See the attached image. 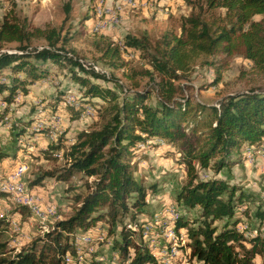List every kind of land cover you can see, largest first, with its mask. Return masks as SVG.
I'll return each instance as SVG.
<instances>
[{"label":"rangeland","instance_id":"obj_1","mask_svg":"<svg viewBox=\"0 0 264 264\" xmlns=\"http://www.w3.org/2000/svg\"><path fill=\"white\" fill-rule=\"evenodd\" d=\"M11 10L21 18H27L31 25L59 27L61 35L68 38L64 46L67 55L87 71L93 70L106 77H91L71 63L57 64L51 60L29 58V62L45 74L29 82L25 90L17 88L8 104L3 100L6 94H0V172L25 170L20 183L16 181L9 188L0 183V191L3 192L0 194V219H3L0 220V240L6 242L8 253L14 254L51 229L56 221L71 215L79 204L74 200L75 195L86 181L94 179L83 172L74 173L68 180L42 177L45 171L67 165L65 153L81 130L99 128L108 117L105 107L109 102L84 95V88L71 78L72 72L115 91L118 100L128 90H134V81L140 84L135 89H155L158 74L137 52L123 49L124 36L128 33L147 35L154 45L165 34H179L184 16L204 12L206 8L203 0H0V20ZM260 17L256 16V19ZM32 42L33 47L46 45L43 40ZM107 43L120 45L123 50L121 67L112 68L102 61L101 49ZM16 45L14 42L5 44L2 51L16 52ZM209 60L212 59L196 60L185 76L173 81L174 85L182 87L181 93L190 96L193 102L216 105L225 95L250 89L264 91V71L254 70L252 63L242 57L232 58L229 66L221 72L220 81L211 84L214 68L207 63ZM146 69L153 71L152 75L146 73ZM11 73L10 68L5 67L0 79L8 80ZM91 101L95 102V107L90 104ZM158 101L154 91L145 103L156 105ZM182 126L187 131L192 128L189 122H183ZM135 133H139L138 128H135ZM61 135L66 140L63 146L58 151L47 153L48 144L55 143ZM258 147L260 154L251 152ZM238 151L234 156L240 158L238 162L229 168H222L218 173L202 169L196 162L199 177L222 176L230 185L242 187L249 193V213L241 218L237 229L243 231L247 239L255 234L264 237V220L256 217V210L264 207V138L261 144L245 143ZM181 155L182 150L177 143H168L160 137L138 142L127 162L134 178L145 189L144 207L134 206L136 194L132 193L127 199L128 210L110 232L107 205L99 206L91 215L95 220L86 229L77 228L69 234L68 241L74 253H68L73 256L80 253L79 256L86 259L83 264H128L133 248H128V256L123 254L119 245L123 241L122 230L130 232L132 243L147 247L143 241L146 238L134 232L128 224L146 228L154 238H162V229L156 228L152 222L160 217V213L170 214L169 219L161 220V227H169V224L176 227V221L181 217L188 219L189 225L196 226L198 207L189 209L175 200L176 193L186 180V166L181 161ZM249 155L251 158L248 159ZM237 215H240L239 210ZM214 224L220 228L223 222L217 220ZM185 231L181 227L168 231L171 234L167 232V239L175 240L157 241L158 251L149 250L153 261L145 264H164L162 260L167 264H196L194 259H190ZM76 246L80 248L77 252ZM173 252L178 253L172 255ZM262 260L257 256L255 262Z\"/></svg>","mask_w":264,"mask_h":264},{"label":"trees","instance_id":"obj_2","mask_svg":"<svg viewBox=\"0 0 264 264\" xmlns=\"http://www.w3.org/2000/svg\"><path fill=\"white\" fill-rule=\"evenodd\" d=\"M203 1L206 10L184 16L179 34H165L154 45L147 35L128 33L124 36L123 49L137 52L158 74L155 89H135L140 84L134 81V90H128L118 100L115 91L72 72L71 78L84 88V95L109 102L105 107L108 117L99 128L81 130L65 153L67 165L45 171L42 177L68 180L74 173L83 172L94 179L86 181L75 195L74 200L79 204L72 214L56 221L29 246L10 254L6 242L0 240V264H64V254L74 253L68 241L69 234L77 228L86 229L95 220L91 215L99 206L107 205L110 232L128 210L127 199L132 193L136 194L134 206L144 207L145 189L134 178L127 158L138 142L155 137L177 143L182 150L186 180L175 200L189 209L198 207L196 226L189 225L184 217L176 221L177 229L186 230L190 259L196 264H264V237L255 234L247 239L244 232L237 229L243 216L249 213V193L242 187L230 185L222 176L199 177L196 165L197 162L200 168L218 173L238 162L240 158L234 156L239 153V147L245 143L261 144L264 138V91L237 92L225 95L216 105H206L193 102L190 96L181 93L182 87L173 83L185 76L200 58L212 59L207 63L214 68L211 81L214 85L234 57L250 61L252 68L262 73L264 0ZM256 16L261 17L256 19ZM33 40H43L46 45L33 47ZM13 42L17 43L16 52L2 51L5 44ZM67 43L68 38L61 35L59 27L34 26L27 18L8 11L0 20V73L9 67L14 74L11 73L6 81L0 79V94H6L4 102L12 101L17 88L25 90L29 82L45 74L30 63L29 58L51 60L57 64L71 63L91 77L106 79L104 74L87 71L68 56L64 51ZM101 50V59L107 66L119 68L123 65L120 45L107 43ZM153 71L146 69L150 75ZM154 91L158 104L145 103ZM176 94L181 96L175 97ZM90 104L96 105L95 102ZM183 122H189L192 128L185 130ZM135 128L139 133H135ZM65 142L61 135L55 143L48 144L47 153L58 151ZM256 214L264 220V207L257 209ZM217 220L223 222L220 228L214 224ZM129 233L122 230L123 241L119 244L125 256L130 254L128 248H133L128 264L153 261L147 247L132 243ZM257 256L263 259L260 263L255 262Z\"/></svg>","mask_w":264,"mask_h":264},{"label":"built area","instance_id":"obj_3","mask_svg":"<svg viewBox=\"0 0 264 264\" xmlns=\"http://www.w3.org/2000/svg\"><path fill=\"white\" fill-rule=\"evenodd\" d=\"M251 152H256L257 154H260V147H258V149H252ZM251 158V155L248 156V159ZM26 169V168H25ZM23 169H19V171L17 172H0V183L2 184V186L4 188H9L13 183H15L16 181H18L20 183V181L22 180V175L24 174L25 170ZM26 198V197H23ZM25 202H29L27 200H24ZM167 216L170 215H161L160 213V217L156 218V220L153 222V225L156 226V228H160L162 229V238H154L153 236H151V234L147 233V229L146 228H136V226H132L131 224L130 227L133 228L134 232H139L140 234H142V236L144 237V239H148V242L145 240V245L147 246L148 250H151L153 252H155L156 250V242L160 241V240H175V239H167V231L169 230H177V228L171 224H169V227H161V220L162 219H166ZM127 225V224H126ZM263 229V228H262ZM182 233V232H181ZM184 242V241H182ZM185 246L186 243H185ZM178 252H173L172 255L177 254ZM63 262L64 264H68V263H75V264H83L86 259L84 257H80L77 254H74V256L71 253H65L63 256ZM164 264H167L168 262H164V260H162Z\"/></svg>","mask_w":264,"mask_h":264},{"label":"bare ground","instance_id":"obj_4","mask_svg":"<svg viewBox=\"0 0 264 264\" xmlns=\"http://www.w3.org/2000/svg\"><path fill=\"white\" fill-rule=\"evenodd\" d=\"M121 1H122V0H121ZM103 3H104V2H103ZM101 5H102V4H101ZM98 6H100V5H98ZM100 7H101V6H100ZM102 8H103V7H102ZM102 8H101V9H102ZM99 15H100V14H99ZM1 186H2V184H1ZM23 197H27V196H23ZM173 207L176 208L177 206L175 207V206L173 205ZM177 208H178V207H177ZM174 210H175V209H174ZM169 211H170V210H169ZM175 211H176V210H175ZM175 211H173V213H174ZM167 212H168V211H167ZM177 212H178V211H177ZM177 212H176V213H177ZM173 213H172V214H173ZM167 214H168V213H167ZM180 214H181V213H180ZM164 215H165V214H164ZM168 215H170V214H168ZM174 215H175V214H174ZM155 217H156V216H155ZM167 218L169 219L168 216H167ZM170 218H171V217H170ZM155 220H156V218H155ZM155 220H154V221H155ZM175 220H176V219H175ZM154 221L152 220V222H154ZM169 221H170V220H169ZM171 221H172V220H171ZM172 222H173V221H172ZM169 223H170V222H169ZM131 225H132V224H131ZM145 225H146V227H147V224H145ZM149 225H151V224H149ZM132 226H135V225H132ZM143 226H144V225H143ZM143 226H142V227H143ZM150 227H151V226H150ZM155 227H156V226H155ZM164 227H165V226H164ZM166 227H167V226H166ZM149 229H150V228H149ZM153 230H154V228H153ZM149 231H150V230H149ZM155 231H157V230L155 229ZM169 231H170V230H169ZM152 232H154V231H152ZM167 232H168V231H167ZM168 233H169V232H168ZM175 233H176V232H175ZM149 234H150V233H149ZM169 234H171V233H169ZM157 235H158V234H157ZM157 235H155V236H157ZM159 235H160V234H159ZM153 236H154V235H153ZM176 236H178V235H176ZM178 237H179V236H178ZM173 238H175V237L173 236ZM176 239H178V238H176ZM87 240H88V239H87ZM169 241H170V240H169ZM181 241H184V240H181ZM172 242H173V241H172ZM172 242H171V243H172ZM168 244H169V242H168ZM182 244H183V243H182ZM169 245H170V244H169ZM167 247H168V245H167ZM79 249H80V248L77 246V251H79ZM175 249H176V247H175ZM159 250L161 251V249H159ZM156 251H158L157 248H156ZM177 251H178V250H177ZM152 252H153V251H152ZM167 252H168V251H167ZM168 259H169V258H168ZM165 260H166V259H165ZM158 263H159V262H158Z\"/></svg>","mask_w":264,"mask_h":264}]
</instances>
